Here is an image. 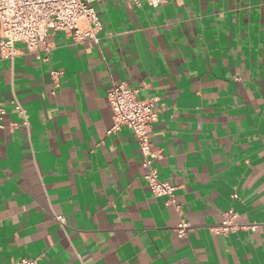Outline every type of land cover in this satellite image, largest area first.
Segmentation results:
<instances>
[{"label": "crops", "instance_id": "1", "mask_svg": "<svg viewBox=\"0 0 264 264\" xmlns=\"http://www.w3.org/2000/svg\"><path fill=\"white\" fill-rule=\"evenodd\" d=\"M97 10L98 41L51 30L49 48L0 50V264H264V0ZM121 82L160 97L154 166L181 211L152 192L132 130L111 132ZM231 207L247 228L218 233Z\"/></svg>", "mask_w": 264, "mask_h": 264}, {"label": "built area", "instance_id": "2", "mask_svg": "<svg viewBox=\"0 0 264 264\" xmlns=\"http://www.w3.org/2000/svg\"><path fill=\"white\" fill-rule=\"evenodd\" d=\"M103 0H0V50L2 56L14 60L20 53V45L30 53L49 48L47 39L51 30H62L69 33L75 42L99 40L103 30V22L97 10V4ZM139 3V0H132ZM169 0H149L153 6H158ZM53 71V75H57ZM139 89L131 87L127 82L113 83L107 90L112 109L113 126L111 132H117L128 127L138 138L146 169L145 179L156 196L167 198L166 204L181 211V204L176 195V186L163 180L154 166L157 157L153 150V125L159 120L160 97L155 95L142 99L138 96ZM12 104L23 116V124L30 126L27 110L22 101L15 96ZM6 113L3 102H0V127ZM18 127L17 124H13ZM238 198L237 193L233 194ZM238 213L233 207L223 214L222 224L216 228L218 233L231 232L246 225L236 223ZM62 225L66 224L64 215H57ZM253 229L257 225L250 226ZM191 224L185 219L177 224L176 230L180 237L187 235ZM37 258L25 257L15 264H37Z\"/></svg>", "mask_w": 264, "mask_h": 264}]
</instances>
